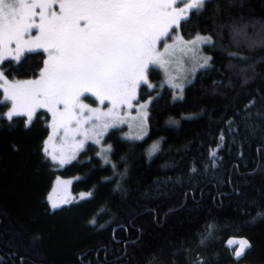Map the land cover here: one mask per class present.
Instances as JSON below:
<instances>
[{
    "label": "trees",
    "instance_id": "trees-1",
    "mask_svg": "<svg viewBox=\"0 0 264 264\" xmlns=\"http://www.w3.org/2000/svg\"><path fill=\"white\" fill-rule=\"evenodd\" d=\"M189 13L179 31L212 38L211 59L181 97L149 70L144 139L111 129L60 168L44 151L50 114L9 121L10 103L0 105V264H264V0H208ZM46 58L1 68L35 78ZM60 185L74 198L53 208ZM229 239L249 241L240 260Z\"/></svg>",
    "mask_w": 264,
    "mask_h": 264
},
{
    "label": "snow or ice",
    "instance_id": "snow-or-ice-1",
    "mask_svg": "<svg viewBox=\"0 0 264 264\" xmlns=\"http://www.w3.org/2000/svg\"><path fill=\"white\" fill-rule=\"evenodd\" d=\"M207 2L0 0V63L9 52H14L11 59L17 63L25 52L42 51L47 56L35 78L9 82L0 72L3 81L0 87L4 92L0 105L10 102L4 115L9 121L13 117L25 116L27 123L31 124L38 110L43 109L51 115L49 126L54 134L62 130L64 138L83 137L77 142L79 148H83L88 139L99 144L95 137L123 123L120 109L125 105L132 106L140 86L153 87L148 80L150 65L167 74L169 58L173 57L178 45L183 46L180 51L186 55L197 53L200 44L212 43L210 37L199 34L189 41L175 35L182 20L185 26L190 23L189 11L198 12ZM167 39L174 43L168 44ZM13 44L14 49L10 48ZM158 46H162L163 51H159ZM200 59L203 61L201 67H205L211 57ZM171 86L182 87L179 84ZM82 97H95L101 106L107 101L110 107L106 106V110L90 107ZM139 107L146 109L147 104ZM142 114L147 115L146 111ZM52 139L49 136V140ZM158 150L159 144H153L149 157ZM44 151L48 154L47 147ZM103 151L110 152L111 146ZM74 158L75 153L71 156L62 153L59 159L51 155V159L58 160L61 165ZM233 245H239L234 249L237 260L244 256L245 249L251 247L246 239H229L227 246L232 248ZM198 264L205 262L199 260Z\"/></svg>",
    "mask_w": 264,
    "mask_h": 264
},
{
    "label": "rangeland",
    "instance_id": "rangeland-1",
    "mask_svg": "<svg viewBox=\"0 0 264 264\" xmlns=\"http://www.w3.org/2000/svg\"><path fill=\"white\" fill-rule=\"evenodd\" d=\"M183 6V5H181ZM58 10V9H57ZM37 12H39V9H36ZM190 13L188 14V16ZM38 19V17H37ZM36 30L33 29V34H35ZM175 35H178L183 38L184 41H189L193 38H186L182 33L179 31V29L175 30ZM201 36H206L203 34H199ZM237 35V32H236ZM209 37V36H208ZM212 40V38H211ZM213 41V40H212ZM168 44L174 43L172 39H167ZM161 45H163V41L161 42ZM209 44H200L199 51L197 53H187L186 55L180 51V48L183 47L182 45H178L173 57L169 58L170 63L167 65L168 67V73L166 74L163 69H160L156 66H149V70L151 68H157L162 72L163 76V82L173 88L175 90L176 96L178 94V97L182 96L184 87L188 84L190 80L193 79L195 76V73L204 68L201 67V64L203 63L202 59L200 57H208L207 54L204 52V46H207ZM10 48H15V45H11ZM159 51H163L162 46H158ZM29 52H25L21 58ZM14 55V52H9L6 54V58L3 59V62L5 60L11 59V56ZM2 63H0V72L4 73V77L9 81L12 82L13 80H10L6 77L4 70L1 68ZM206 67V66H205ZM17 80V79H16ZM149 80V79H148ZM3 81L0 80V84H2ZM171 84H179L182 87H172ZM143 85V84H142ZM141 87V86H140ZM2 88V87H1ZM140 89V88H139ZM139 89L137 90V99L132 101V106L128 107L127 105L122 106L120 109V116L123 119V123H118L117 126L111 127L106 130V132L99 137H95V139H99L100 143H94L93 139H88L85 141L83 148H79L77 142L83 139L81 136H76L75 140L71 136L64 138L63 137V131L59 134H54L53 129L50 127V136L53 137L52 140H49V138L46 141L45 147L48 149V156L51 159V155H56L57 158L61 156L63 153L65 156H71L73 153H75V158L71 160V162L65 163L61 165L58 160L52 162L62 168L73 161H75L79 154L84 151V149L87 147L88 144H96V145H103L104 136L114 128H124V136L129 140H141L144 139L149 131L148 128V106L146 109H141L139 107L140 104H147L145 101H139ZM3 90V88H2ZM85 103H88L90 107H100L102 110H106V106L110 107L108 105V102L105 101V106H101L98 101H95V97H82ZM92 101H95L94 103ZM10 103V102H9ZM43 110V109H40ZM147 113L146 116H144L142 113ZM51 116V115H50ZM25 117V116H24ZM27 118V117H26ZM35 118V117H34ZM50 124H51V118H50ZM87 127V126H86ZM74 197L71 196L70 186H67V190L65 185H60L57 189H54L50 195V202L52 204H55L56 207L67 203ZM53 206V205H52Z\"/></svg>",
    "mask_w": 264,
    "mask_h": 264
},
{
    "label": "flooded vegetation",
    "instance_id": "flooded-vegetation-1",
    "mask_svg": "<svg viewBox=\"0 0 264 264\" xmlns=\"http://www.w3.org/2000/svg\"><path fill=\"white\" fill-rule=\"evenodd\" d=\"M188 2H191V0H188ZM192 10H190L189 12H191Z\"/></svg>",
    "mask_w": 264,
    "mask_h": 264
}]
</instances>
